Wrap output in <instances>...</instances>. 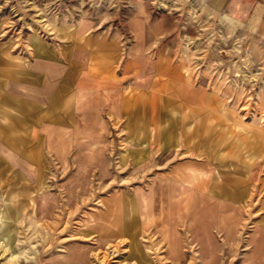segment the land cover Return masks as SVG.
<instances>
[{"label":"rangeland","instance_id":"rangeland-1","mask_svg":"<svg viewBox=\"0 0 264 264\" xmlns=\"http://www.w3.org/2000/svg\"><path fill=\"white\" fill-rule=\"evenodd\" d=\"M255 25L210 0H0V136L17 122L31 162L0 159V264H264ZM97 38L120 97L74 92L27 140L4 83L49 49L77 72Z\"/></svg>","mask_w":264,"mask_h":264},{"label":"crops","instance_id":"crops-1","mask_svg":"<svg viewBox=\"0 0 264 264\" xmlns=\"http://www.w3.org/2000/svg\"><path fill=\"white\" fill-rule=\"evenodd\" d=\"M210 1L216 8H221L231 19L241 23H254L256 24L255 27L264 34V0ZM96 37L98 35H93L91 39ZM91 39L86 50H83L80 55L76 56L77 58L75 57L70 62H80L78 64L79 71L74 72L73 67H68V64L58 53L53 54L49 49L47 53L33 55L29 65L19 67L20 74L18 73L4 83L5 92L2 94V100L10 106L8 111L15 109L18 111L16 116L19 121V128L27 132V140H31L35 134L40 133L39 126L48 127V125H51L49 121L44 119L43 111H52L56 115L58 112L59 119L57 120L59 124H63L62 121L68 119V117L63 116L66 113L59 109L62 108L63 102L67 101L74 92L81 97L91 95L92 98L94 96L103 98V101L110 97L113 100L117 96L120 97V79L114 74L104 76L100 72L95 73L92 66L93 59L98 58L106 50L112 51V54H109L112 58L117 55L118 50H115V39ZM86 61L87 65H85ZM13 96L16 97L18 102L15 109L11 107ZM40 114L43 121L38 120L35 122ZM13 116L15 117V115ZM17 126L18 124L15 122V124L3 127L5 133L0 136L2 139L0 142V159H10L12 165L17 166L30 165L31 162L28 163L25 160L26 154L22 153V151H26L24 144H30V142L22 143L21 138H13L7 132V129L11 130L13 127L14 132H17ZM31 147L27 150L39 149L38 147L35 148L34 144ZM20 155L22 156L20 157ZM35 175H37V172H34L32 177Z\"/></svg>","mask_w":264,"mask_h":264}]
</instances>
